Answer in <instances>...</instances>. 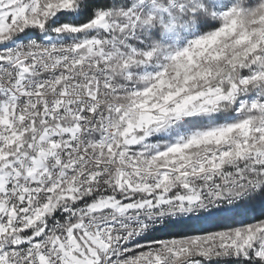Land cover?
Listing matches in <instances>:
<instances>
[{
    "label": "snow or ice",
    "instance_id": "snow-or-ice-1",
    "mask_svg": "<svg viewBox=\"0 0 264 264\" xmlns=\"http://www.w3.org/2000/svg\"><path fill=\"white\" fill-rule=\"evenodd\" d=\"M0 264H264V0H0Z\"/></svg>",
    "mask_w": 264,
    "mask_h": 264
}]
</instances>
